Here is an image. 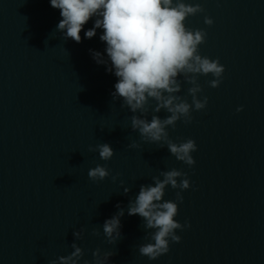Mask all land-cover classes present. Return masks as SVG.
<instances>
[{"label": "water", "instance_id": "1", "mask_svg": "<svg viewBox=\"0 0 264 264\" xmlns=\"http://www.w3.org/2000/svg\"><path fill=\"white\" fill-rule=\"evenodd\" d=\"M185 2L205 10L185 21L207 33L199 53L225 67L217 88L208 85L211 75L198 77L206 108L193 111L190 124L167 129L174 142H196L191 167L131 129L129 118L141 113L113 100L117 78L90 52L107 62L103 30L84 38L95 18L76 43L57 30L62 17L50 0H0V264H59L73 243L84 253L76 264H264V0ZM180 79L178 95L191 103V85ZM154 105L142 118L169 115L153 113ZM132 142L139 147H127ZM100 143L113 148L110 160L89 150ZM97 165L109 169L103 181L87 175ZM173 168L191 183L175 217L190 227L177 229L180 242L150 260L139 246L154 230L128 215L129 202ZM177 191L166 186L163 199L176 201ZM117 204L121 238L109 243L102 226ZM79 230L82 239L73 235Z\"/></svg>", "mask_w": 264, "mask_h": 264}, {"label": "clouds", "instance_id": "2", "mask_svg": "<svg viewBox=\"0 0 264 264\" xmlns=\"http://www.w3.org/2000/svg\"><path fill=\"white\" fill-rule=\"evenodd\" d=\"M50 5L59 9L62 17L57 30L63 33L64 39L76 43L82 42L81 31L89 20L95 18L93 27L84 32V38L92 39L97 35V29L103 30L99 39L106 45L107 62L101 52L91 49L90 52L97 64H110L107 71L117 78L115 90L111 93L113 100L120 98L123 101L121 107H127L132 113H141L129 118L131 129L137 131L145 142L166 146L178 161L189 167L195 165L192 153L197 151L196 142L190 138L174 142L167 129L169 126L175 129L180 120L190 124L193 111L206 108L208 97L198 96L203 91L199 76L211 75L214 78L208 81V85L217 88L225 72L218 58L210 59L199 53V45L205 42L207 33L185 24L188 17L205 11L201 4L186 3L185 0H50ZM204 23L211 26L213 20L205 16ZM181 77L191 85L187 89L191 103L178 95L182 90ZM150 101H155L151 107L153 113L164 110L169 115L161 118L153 114L150 120L142 118L150 109ZM242 110V106L237 108V112ZM127 147L137 148L139 145L132 142ZM89 150L98 152L104 161L114 155L108 143L97 144ZM87 175L92 181H103L110 172L106 166L97 165L89 169ZM116 178L113 176V181ZM152 180L153 184L140 186L135 200L129 202L127 213L129 216L139 215L145 221V228L154 230L148 237L151 242L140 245L139 253L155 260L169 252L170 241L180 242L177 229L190 227L187 221L181 224L175 217L179 212L178 202L183 203L181 193L189 189L191 183L186 173L175 168L161 171ZM169 185L180 190L176 192V201L163 199ZM124 191L127 194L129 189ZM117 208V214L105 220L102 226L109 243L121 238L120 218L124 216V210L119 204ZM82 231H74V237L82 239ZM93 234L100 233L94 230ZM72 248L74 251L69 255L58 258L59 264H76L83 256V250L75 243ZM99 255L100 249L97 248L93 257ZM111 255L105 253V259ZM50 264H57V260ZM96 264H103V261H96Z\"/></svg>", "mask_w": 264, "mask_h": 264}]
</instances>
